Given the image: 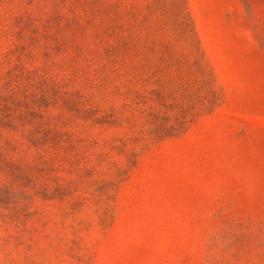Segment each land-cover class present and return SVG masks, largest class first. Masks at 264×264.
Wrapping results in <instances>:
<instances>
[{
  "label": "rangeland",
  "instance_id": "374dc122",
  "mask_svg": "<svg viewBox=\"0 0 264 264\" xmlns=\"http://www.w3.org/2000/svg\"><path fill=\"white\" fill-rule=\"evenodd\" d=\"M0 264H264V0H0Z\"/></svg>",
  "mask_w": 264,
  "mask_h": 264
}]
</instances>
